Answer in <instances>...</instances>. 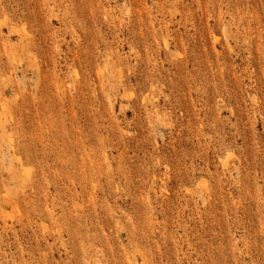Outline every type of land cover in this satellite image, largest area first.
Returning <instances> with one entry per match:
<instances>
[{"label": "rangeland", "instance_id": "rangeland-1", "mask_svg": "<svg viewBox=\"0 0 264 264\" xmlns=\"http://www.w3.org/2000/svg\"><path fill=\"white\" fill-rule=\"evenodd\" d=\"M0 264H264V0H0Z\"/></svg>", "mask_w": 264, "mask_h": 264}]
</instances>
